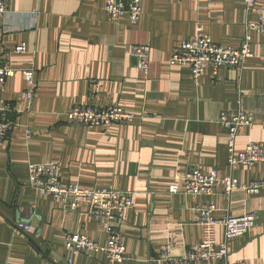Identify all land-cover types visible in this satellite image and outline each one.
<instances>
[{"label": "crops", "instance_id": "crops-1", "mask_svg": "<svg viewBox=\"0 0 264 264\" xmlns=\"http://www.w3.org/2000/svg\"><path fill=\"white\" fill-rule=\"evenodd\" d=\"M5 1L10 13L0 16V62L17 72L0 91V104L28 108L15 116L14 130L0 144V264H168L158 258L167 246L176 256L198 246L197 206L210 201L219 207L217 216L225 214L223 187L196 198L169 188L183 189L190 165L225 174L229 152L222 111L243 109L253 116L237 137V151L250 141L264 145V33L251 31L254 56L241 70L222 68L216 76L207 72L195 80L189 67L170 64V57L199 26L213 41L238 47L246 22H255L256 14H247L241 0H142V16L134 25L127 16L110 20L107 0ZM10 26L16 29L6 31ZM23 42L26 52L17 53ZM136 44L152 48L148 75L129 55ZM31 63L39 87L27 101L21 70ZM85 102L121 106L136 117L109 125L73 122L69 111ZM47 162L59 164L65 182L134 193V207L113 222L127 260L112 263L104 251L68 250L65 238L71 231L101 246L108 233L84 214L85 206L72 210L31 187L28 165ZM234 176L245 183L261 179L264 162L239 166ZM230 212H253L256 220L231 242L228 262L264 264V188L254 194L235 191Z\"/></svg>", "mask_w": 264, "mask_h": 264}, {"label": "built area", "instance_id": "built-area-1", "mask_svg": "<svg viewBox=\"0 0 264 264\" xmlns=\"http://www.w3.org/2000/svg\"><path fill=\"white\" fill-rule=\"evenodd\" d=\"M221 1V0H204ZM246 4L247 14L255 13V22H246L244 38L238 47L224 46L212 40L201 26L191 39L182 40L170 57V64L187 66L191 69L195 80H199L205 73L214 76L222 68H237L241 70L247 59L254 56L252 51L251 31L264 33V0H241ZM105 12L110 20L118 21L127 16L132 24L139 23L142 16V0H107ZM10 13L5 0H0V16ZM34 15L37 12L32 13ZM16 29L13 26L6 31ZM27 50L25 42L17 45L15 51L24 53ZM152 48L148 44L133 45L129 55L136 60L139 71L149 74L151 65ZM17 70L11 65L0 62V91L4 89L8 79L12 78ZM26 82L23 96L27 101L32 100L39 85L36 70L31 63L21 70ZM28 107L15 105L12 102L0 104V144L5 142L16 126L15 116L24 112ZM73 122L86 125H109L132 121L136 116L121 106H98L91 103H80L69 111ZM226 134V145L229 152L227 169L222 174L216 167L203 170L199 165H190L186 169L182 190L178 186H171L169 192L180 193L196 198L211 197L216 194L219 185L223 187V195L227 201L226 211L222 216H217L219 207L210 201H202L197 206V222L202 229L201 243L196 247L187 248L180 256L171 253V246H167L158 258L168 264H189L204 260H219L223 264H230L228 256L231 242L244 236L254 227L256 215L253 212L241 216L230 212L232 194L242 190L248 194L258 193L264 188V177L250 182H240L234 176V171L239 166H252L264 162V145L250 141L242 151H237L236 142L243 128L252 125L253 116L243 109L234 112L222 111L219 116ZM27 137L31 131L26 129ZM29 182L31 187L42 193L50 194L62 200L69 208L78 209L85 206V215L96 221L108 233L106 246L99 245L87 235L79 231H71L65 238V245L73 253L86 251L97 253L104 251L110 262H123L128 259L127 252L121 242L119 229L113 224L117 219H122L126 211L134 207V193L122 191L113 187H84L78 183L65 182L61 176L58 163H30L28 165ZM22 226H25L21 224ZM219 228L223 229V237L218 238ZM29 232L30 226H25ZM237 264H252L240 262Z\"/></svg>", "mask_w": 264, "mask_h": 264}, {"label": "water", "instance_id": "water-1", "mask_svg": "<svg viewBox=\"0 0 264 264\" xmlns=\"http://www.w3.org/2000/svg\"><path fill=\"white\" fill-rule=\"evenodd\" d=\"M24 223L26 222L25 220H22Z\"/></svg>", "mask_w": 264, "mask_h": 264}]
</instances>
